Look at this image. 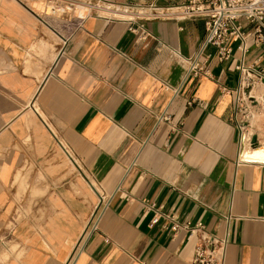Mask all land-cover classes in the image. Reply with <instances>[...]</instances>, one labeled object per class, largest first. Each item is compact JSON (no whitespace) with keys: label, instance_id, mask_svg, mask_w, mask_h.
Returning <instances> with one entry per match:
<instances>
[{"label":"crops","instance_id":"crops-1","mask_svg":"<svg viewBox=\"0 0 264 264\" xmlns=\"http://www.w3.org/2000/svg\"><path fill=\"white\" fill-rule=\"evenodd\" d=\"M48 1L0 0V264H68L101 196L108 207L75 264H192L195 239L167 218L226 240L223 264H264V161L243 160L237 112L241 67L264 83V51L250 38L243 54L235 39L220 62L208 48L187 77L203 21L135 22L139 43L102 12L45 25Z\"/></svg>","mask_w":264,"mask_h":264},{"label":"built area","instance_id":"built-area-1","mask_svg":"<svg viewBox=\"0 0 264 264\" xmlns=\"http://www.w3.org/2000/svg\"><path fill=\"white\" fill-rule=\"evenodd\" d=\"M82 0H49L47 11L43 13L41 21L48 25L51 19L64 20V16L72 14L77 6H81L79 2ZM90 3L97 2L103 8L117 14H104L111 19H119L128 21L131 25L145 19L157 20H200L203 21L207 28V34L202 43L198 54L190 61L187 77L199 76L203 68L200 64V58L206 54L208 48H214L218 54L220 62L229 61L233 56L232 40L239 41L238 49L243 53H248L247 42L250 38L254 40V46L264 51V0H190L187 4L180 6L161 8L158 6L149 7H134V6H117L107 0H86ZM81 23H76L74 28H81ZM246 26H251L253 29L248 33H244ZM68 26L73 28L69 23ZM142 28V27H141ZM129 31L138 37V42L143 43L147 40L148 35L140 33L138 28L133 25L129 27ZM211 54L207 57L211 58ZM208 71H205L207 73ZM241 73L245 76L244 90L240 93L237 102L241 101V96H246V90L251 87L249 82L250 72L247 68L241 67ZM247 82V83H246ZM171 116L166 111L158 120V123L170 121ZM66 157L76 166L78 161L74 154L67 148H64ZM91 186V182H89ZM94 187V186H93ZM100 205L95 220L91 223L87 231L84 233L77 248L68 264H75L77 257L82 253L86 239L97 230L98 221L105 209L108 207V201L104 196L100 197ZM150 210H155V206H150ZM160 220V215L156 213L153 221L157 224ZM170 224V229L177 234L181 231L187 232L195 239L194 257L192 264H223L224 253L227 246L226 240H220L208 234L205 228L198 224L194 225L190 222L179 224L174 220L167 218Z\"/></svg>","mask_w":264,"mask_h":264},{"label":"rangeland","instance_id":"rangeland-1","mask_svg":"<svg viewBox=\"0 0 264 264\" xmlns=\"http://www.w3.org/2000/svg\"><path fill=\"white\" fill-rule=\"evenodd\" d=\"M79 4H81V7H83L84 10L78 9L80 5L77 6V16H81L83 14H100V11L94 10L93 7L102 4H99L97 2L90 3L86 0H82L81 2H79ZM84 11L86 12L83 13ZM255 91H259V94H257L258 96H256ZM253 96L256 98H251ZM237 112L240 116L241 121L244 122L243 128L245 135H251L249 143L251 142V145L257 143L264 144V83L259 81L256 85L251 84V87L247 90V95L241 96V101L238 104ZM67 163L70 164L68 158Z\"/></svg>","mask_w":264,"mask_h":264},{"label":"bare ground","instance_id":"bare-ground-1","mask_svg":"<svg viewBox=\"0 0 264 264\" xmlns=\"http://www.w3.org/2000/svg\"><path fill=\"white\" fill-rule=\"evenodd\" d=\"M94 10L96 11H100L102 13L108 14H117L116 12H110L107 9L104 10V8L102 6H96L93 7ZM256 92V96H258L257 94H259V91H255ZM261 92V91H260ZM253 98H256L253 96ZM251 135H245L244 137V144H245V154H246V159L248 160H258V161H264V144L262 145H257L255 148H250L249 147V140H250Z\"/></svg>","mask_w":264,"mask_h":264},{"label":"water","instance_id":"water-1","mask_svg":"<svg viewBox=\"0 0 264 264\" xmlns=\"http://www.w3.org/2000/svg\"><path fill=\"white\" fill-rule=\"evenodd\" d=\"M256 146H257V145L254 144V145H253V148H255ZM243 160H244L245 162H250V163H255V162H256V161H251V160L246 159L245 151H243ZM256 163H264V162H256Z\"/></svg>","mask_w":264,"mask_h":264}]
</instances>
